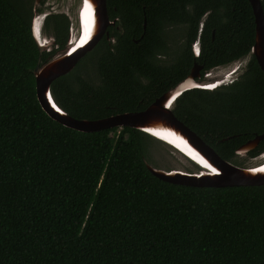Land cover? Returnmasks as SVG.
<instances>
[{
	"label": "trees",
	"instance_id": "1",
	"mask_svg": "<svg viewBox=\"0 0 264 264\" xmlns=\"http://www.w3.org/2000/svg\"><path fill=\"white\" fill-rule=\"evenodd\" d=\"M35 6L0 0V264H264V185L164 182L147 168L157 140L149 134L81 133L43 111L34 70L65 48L71 21L49 17L59 48L41 53ZM107 11L117 20L109 38L52 83L58 106L91 121L141 112L194 63L204 76L248 58L235 81L189 90L173 109L239 166L236 151L264 133V72L252 54L249 0H107ZM174 29L185 44L171 47L172 57ZM262 155L264 140L247 157Z\"/></svg>",
	"mask_w": 264,
	"mask_h": 264
},
{
	"label": "water",
	"instance_id": "2",
	"mask_svg": "<svg viewBox=\"0 0 264 264\" xmlns=\"http://www.w3.org/2000/svg\"><path fill=\"white\" fill-rule=\"evenodd\" d=\"M41 1L36 0V7L40 6ZM249 2L255 15L256 24V39L255 45L252 48V54L256 57L259 66L264 72V8L262 0H249ZM81 6L83 7L79 8L81 11L77 18L79 33H76L73 27V20H71L72 24L65 48L58 51L54 58L47 63L42 64L40 59L34 70L38 101L43 111L49 117L65 127L81 133H96L113 128H135L169 146H174V144H171L170 140L163 137L178 136L181 141L180 145L194 155L202 156L209 164V167L196 160L194 156L187 155L185 153L186 150L176 146V149L178 148L181 154L184 153V156L186 154L187 158L189 157L188 159H192L196 162H194L196 165L198 164L197 166L200 168V171L195 174L173 170L164 171L147 163L149 171L155 177L167 183L199 188L257 187L264 185V171L259 170L263 166L246 169L222 159L210 145L174 114V106L185 92L193 89L214 90L222 84L227 83L225 79L217 80L212 78V72L205 73L203 76L202 71L204 66L198 63H194L187 78L155 100L144 111L121 113L91 121L75 119L62 110L55 102L51 93L52 83L56 79L73 71L78 62L87 53L93 51L103 37L107 36L109 38L108 28L115 26L117 22L116 19L112 21L108 15L107 0H81ZM87 7L92 15L89 24L86 26L82 15ZM41 22L42 15H35L32 21L33 37L41 53L53 51L54 47L49 48V46L55 44L54 38L50 42L45 41L44 43L40 39L39 25ZM194 51L196 58L199 57L198 43L194 44ZM238 65L239 63L230 74L235 75ZM211 79H214V81H208ZM175 138L177 139V137ZM262 140H264V133L257 135L253 140L242 145L236 151V155H248Z\"/></svg>",
	"mask_w": 264,
	"mask_h": 264
},
{
	"label": "rangeland",
	"instance_id": "3",
	"mask_svg": "<svg viewBox=\"0 0 264 264\" xmlns=\"http://www.w3.org/2000/svg\"><path fill=\"white\" fill-rule=\"evenodd\" d=\"M46 2V6L50 8H54V12H65L70 18L73 20V27L75 28L76 33L78 34L79 31V23H78V12L79 8L81 7V0H42ZM36 0H34L35 4ZM38 8V7H36ZM35 8V9H36ZM42 23V22H41ZM42 25V24H41ZM41 25H39V28ZM170 40V48L172 47L176 50L177 46H181L185 44V40L182 38V31L180 29H174L172 33L169 34ZM52 38L48 39L50 42ZM54 47V45H50L49 48ZM171 48V49H172ZM172 49V50H173ZM173 50L170 56L175 57L176 51ZM164 59V57H163ZM165 60V59H164ZM248 62V58L245 59L242 63L238 65L239 67H244L245 64ZM236 66V65H235ZM234 65L229 67H224L223 69H218L213 71L212 78L214 79H225L227 83L233 82L237 79V77L241 74V71L238 70L237 74H230L231 71L235 68ZM230 74V75H228ZM228 75V76H227ZM214 79L208 81H214ZM156 144L153 145L152 152V165L156 168L162 169L164 171H180L185 173L195 174L200 171V168L190 159L185 157L183 154L175 150L173 147L155 140ZM248 155H239V167L241 168H256L262 164H264V156H260L254 159H250L247 157Z\"/></svg>",
	"mask_w": 264,
	"mask_h": 264
},
{
	"label": "flooded vegetation",
	"instance_id": "4",
	"mask_svg": "<svg viewBox=\"0 0 264 264\" xmlns=\"http://www.w3.org/2000/svg\"><path fill=\"white\" fill-rule=\"evenodd\" d=\"M45 4H46L45 1H41L40 6L38 7L39 10H37V8L36 9L34 8V13L36 15H39V14L42 15V23H41L42 25L40 24L41 25L40 27H42V28H39L40 36H42V40H43L42 43H44L45 41H48L49 38H54L53 36H55L53 34V31L51 29L49 30V27H47V22L49 20V17H51L53 15H57V14H64L68 17V19L70 18L65 12H54L55 11L54 8H50L49 6H46ZM70 28H71V26H70ZM55 49H58V47L56 45V40H55V44H54V50Z\"/></svg>",
	"mask_w": 264,
	"mask_h": 264
},
{
	"label": "bare ground",
	"instance_id": "5",
	"mask_svg": "<svg viewBox=\"0 0 264 264\" xmlns=\"http://www.w3.org/2000/svg\"><path fill=\"white\" fill-rule=\"evenodd\" d=\"M81 7H83V6H81ZM80 11L81 10H79V12H78V14H80ZM91 15H92V13H90V11L88 10V7L84 10V12H83V15H82V17H83V20H84V23H85V25L87 26L88 24H89V21H90V19H91ZM40 38H41V40H42V36H40ZM43 41V40H42ZM172 135H174V134H172ZM175 137H177V139L175 138V137H170V136H165V137H163V138H167L168 140H170L171 142V144H174V146H172L175 150H177V151H179V149L178 148H181V149H183V150H186V154L187 155H189V156H194L195 157V159L196 160H199L200 162H202L203 164H206L205 166L206 167H209V164L206 162V160L202 157V156H199V155H194L193 153H191L189 150H187L186 148L184 149L180 144H181V141H180V138L178 137V136H176V135H174ZM173 142V143H172ZM168 145V144H167ZM176 146L178 147L177 149H176ZM180 152V151H179ZM188 152V153H187ZM181 153V152H180ZM183 155H184V153H182ZM186 154H185V156H186ZM187 157V156H186ZM189 158V157H188ZM191 161H193L192 159H191ZM193 162H195V161H193ZM196 163V162H195ZM198 165V164H197ZM260 166H263L261 169H259V170H263L264 171V164H262V165H260ZM259 167V166H258Z\"/></svg>",
	"mask_w": 264,
	"mask_h": 264
},
{
	"label": "clouds",
	"instance_id": "6",
	"mask_svg": "<svg viewBox=\"0 0 264 264\" xmlns=\"http://www.w3.org/2000/svg\"><path fill=\"white\" fill-rule=\"evenodd\" d=\"M196 43H198V47H199V41H197ZM226 84V83H225Z\"/></svg>",
	"mask_w": 264,
	"mask_h": 264
}]
</instances>
